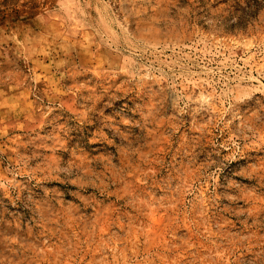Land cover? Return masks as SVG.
<instances>
[{
  "label": "rangeland",
  "instance_id": "1",
  "mask_svg": "<svg viewBox=\"0 0 264 264\" xmlns=\"http://www.w3.org/2000/svg\"><path fill=\"white\" fill-rule=\"evenodd\" d=\"M0 264H264V0H0Z\"/></svg>",
  "mask_w": 264,
  "mask_h": 264
}]
</instances>
